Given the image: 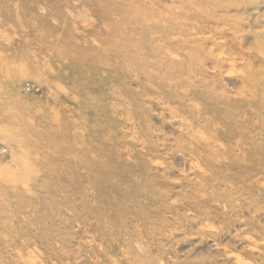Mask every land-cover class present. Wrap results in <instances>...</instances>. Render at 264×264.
<instances>
[{"label":"rangeland","instance_id":"obj_1","mask_svg":"<svg viewBox=\"0 0 264 264\" xmlns=\"http://www.w3.org/2000/svg\"><path fill=\"white\" fill-rule=\"evenodd\" d=\"M255 77L264 0H0V264H264Z\"/></svg>","mask_w":264,"mask_h":264},{"label":"bare ground","instance_id":"obj_2","mask_svg":"<svg viewBox=\"0 0 264 264\" xmlns=\"http://www.w3.org/2000/svg\"><path fill=\"white\" fill-rule=\"evenodd\" d=\"M259 79H260V76H259ZM255 80L258 81L256 77H255ZM263 81L264 80H259L258 82H260L262 85H264V82Z\"/></svg>","mask_w":264,"mask_h":264}]
</instances>
